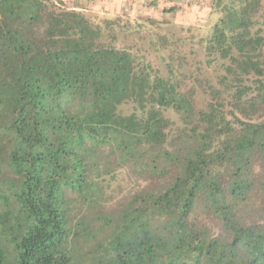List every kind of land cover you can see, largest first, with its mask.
<instances>
[{
  "label": "trees",
  "instance_id": "1",
  "mask_svg": "<svg viewBox=\"0 0 264 264\" xmlns=\"http://www.w3.org/2000/svg\"><path fill=\"white\" fill-rule=\"evenodd\" d=\"M252 4L228 6L206 49L240 73L260 75L257 39L249 36ZM98 21L65 0H0V88L11 95L0 104V264H264V224L240 211L264 124L240 122L228 135L222 108L210 102L195 113L177 78L117 42L128 20ZM257 81L264 98V80ZM167 109L191 124L173 147ZM114 163L176 171L126 195L114 214L103 209ZM221 164L233 169L226 181L216 176ZM199 197L225 237L190 222ZM77 202L90 218H74Z\"/></svg>",
  "mask_w": 264,
  "mask_h": 264
},
{
  "label": "rangeland",
  "instance_id": "2",
  "mask_svg": "<svg viewBox=\"0 0 264 264\" xmlns=\"http://www.w3.org/2000/svg\"><path fill=\"white\" fill-rule=\"evenodd\" d=\"M247 1H180L179 5H167L168 7H163L161 11H153L150 14L140 10L142 13L140 15H137V11L133 8L128 7L120 10L121 15L106 14L104 0H65V3L69 8L80 10L93 17L96 22L101 18L116 16L121 17V24L128 20V30L119 32L117 42L122 45H133L158 73L177 78L181 89L192 96L195 113L208 108L210 102L222 108L223 113H227L228 128H230L228 135H230L241 128L240 122L264 124V98L258 95L257 81L264 80V0H257V5L252 4L247 14L251 16L249 36L257 39L258 49L254 54L260 59L262 74L257 75L253 71L240 73L230 59L209 53L206 46L214 24L224 15L228 6L232 4L243 6ZM150 3L151 1L146 6L149 7ZM215 90H218L217 95H220L217 99L211 97V93ZM235 96L241 97L240 101H237ZM10 100V93L0 88V104H6ZM241 104L245 108L246 115L240 113ZM124 111H132V104H126ZM164 114L171 121L168 128V144L171 147L175 143L182 144L187 135L182 129H189L191 124L183 122L178 113L171 109L165 110ZM249 161L252 168L250 170L253 180L252 190L247 199L241 203L243 206L240 211L244 219L264 224V147L257 148ZM109 169L110 172L106 175L108 186L105 188L108 204L103 209L114 214L120 211L126 195H133L146 186L153 188L160 185L173 177L176 171L171 166L166 174L158 175L150 170L143 172L131 164L120 167L115 163L111 164ZM232 171L230 165L221 164L216 176L226 181ZM205 203L199 197L194 211L190 214V222L194 227L204 229L211 238L225 237L227 233L223 223L214 211L204 205ZM72 206L75 219L81 221L84 216L90 218L82 203L77 202ZM94 246L91 244L87 250H91L90 253L96 252ZM240 254L243 252L241 251Z\"/></svg>",
  "mask_w": 264,
  "mask_h": 264
},
{
  "label": "crops",
  "instance_id": "3",
  "mask_svg": "<svg viewBox=\"0 0 264 264\" xmlns=\"http://www.w3.org/2000/svg\"><path fill=\"white\" fill-rule=\"evenodd\" d=\"M151 1L149 7L148 2ZM181 0H104L105 11L106 14L109 15H121L120 10L122 8H133V10L137 11V15L142 14L140 10H144L143 13H152L153 11H161L163 7H168L167 5H179ZM201 1V0H199ZM160 7V8H159ZM77 8V7H76ZM80 9V8H78ZM189 9V8H188ZM103 11V9H102ZM120 12V13H119Z\"/></svg>",
  "mask_w": 264,
  "mask_h": 264
},
{
  "label": "built area",
  "instance_id": "4",
  "mask_svg": "<svg viewBox=\"0 0 264 264\" xmlns=\"http://www.w3.org/2000/svg\"><path fill=\"white\" fill-rule=\"evenodd\" d=\"M181 1L185 2V1H191V0H181Z\"/></svg>",
  "mask_w": 264,
  "mask_h": 264
}]
</instances>
